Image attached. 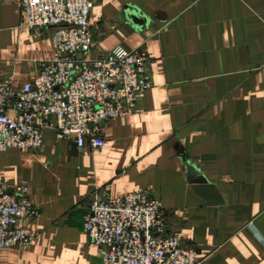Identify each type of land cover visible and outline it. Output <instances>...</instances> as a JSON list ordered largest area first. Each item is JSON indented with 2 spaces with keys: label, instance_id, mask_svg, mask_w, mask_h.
Listing matches in <instances>:
<instances>
[{
  "label": "crops",
  "instance_id": "1",
  "mask_svg": "<svg viewBox=\"0 0 264 264\" xmlns=\"http://www.w3.org/2000/svg\"><path fill=\"white\" fill-rule=\"evenodd\" d=\"M20 2L0 0V78L14 89L54 55ZM92 4L90 58L142 45L151 87L138 113L105 123L100 150L46 130L37 152H0V180L27 185L41 211L40 237L0 264H102L83 231L90 194L148 186L200 264H264V0Z\"/></svg>",
  "mask_w": 264,
  "mask_h": 264
},
{
  "label": "built area",
  "instance_id": "2",
  "mask_svg": "<svg viewBox=\"0 0 264 264\" xmlns=\"http://www.w3.org/2000/svg\"><path fill=\"white\" fill-rule=\"evenodd\" d=\"M24 26L50 29L54 55L41 62L34 79L21 88L0 78V152H37L43 134L72 140L78 148L100 150L105 123L139 112L151 87L149 57L141 45L90 58L94 40L92 0H21ZM83 231L102 264H200L180 231L170 232L161 202L151 186L121 197L106 190L90 194ZM41 215L25 184L0 180V250L22 249L40 237L30 223Z\"/></svg>",
  "mask_w": 264,
  "mask_h": 264
},
{
  "label": "water",
  "instance_id": "3",
  "mask_svg": "<svg viewBox=\"0 0 264 264\" xmlns=\"http://www.w3.org/2000/svg\"><path fill=\"white\" fill-rule=\"evenodd\" d=\"M198 181H199V183H200L201 185H207V181H206V179H205L204 177H200V178L198 179ZM209 189L212 190L211 187H209Z\"/></svg>",
  "mask_w": 264,
  "mask_h": 264
}]
</instances>
